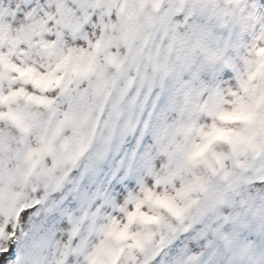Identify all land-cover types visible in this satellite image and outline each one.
Wrapping results in <instances>:
<instances>
[{"label":"snow or ice","instance_id":"snow-or-ice-1","mask_svg":"<svg viewBox=\"0 0 264 264\" xmlns=\"http://www.w3.org/2000/svg\"><path fill=\"white\" fill-rule=\"evenodd\" d=\"M0 264H264V0H0Z\"/></svg>","mask_w":264,"mask_h":264}]
</instances>
